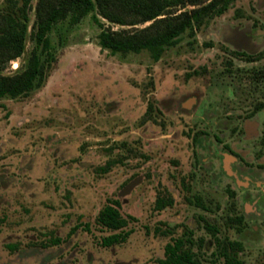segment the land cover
Returning a JSON list of instances; mask_svg holds the SVG:
<instances>
[{"label": "rangeland", "instance_id": "1", "mask_svg": "<svg viewBox=\"0 0 264 264\" xmlns=\"http://www.w3.org/2000/svg\"><path fill=\"white\" fill-rule=\"evenodd\" d=\"M37 2L25 53L1 75L27 65ZM109 29L130 28L59 23L43 86L0 101V264H159L177 240L198 264H226L229 242L264 264V0H237L159 62L103 49ZM115 200L129 223L117 232L98 222Z\"/></svg>", "mask_w": 264, "mask_h": 264}, {"label": "trees", "instance_id": "2", "mask_svg": "<svg viewBox=\"0 0 264 264\" xmlns=\"http://www.w3.org/2000/svg\"><path fill=\"white\" fill-rule=\"evenodd\" d=\"M6 1L7 7L0 10V72L25 53L29 13L33 10V0ZM236 1L38 0L32 33L36 46L22 72L11 76L0 74V101L28 97L43 86L48 68L44 56H49L51 49L49 34L61 22L69 20L71 24L78 25L93 14L98 24L101 18L112 24L129 27L121 31L103 30L99 35L100 46L114 55L147 52L154 62H159L167 50L181 42L185 34L195 37L197 31L228 12ZM188 7L193 9L188 10ZM178 8H181L180 13ZM146 24L149 25L145 28H137ZM118 205L115 201L102 209L98 216L101 226L112 231H123L128 227V220L122 216L116 207ZM172 205V200H158L157 209L163 210ZM130 235L131 231L115 235L106 239L104 245L124 242ZM183 247L182 240L167 244L165 258L159 264H198ZM241 249L242 245L236 242L224 244L222 256L226 264H242L236 257Z\"/></svg>", "mask_w": 264, "mask_h": 264}, {"label": "flooded vegetation", "instance_id": "3", "mask_svg": "<svg viewBox=\"0 0 264 264\" xmlns=\"http://www.w3.org/2000/svg\"><path fill=\"white\" fill-rule=\"evenodd\" d=\"M261 58H263V57H261V56H259V57H256L255 59L253 58V57H249L248 58V60H249V62H254L253 60H261ZM260 73V74H259ZM261 73H263V74H261ZM253 76H254V78H255V80L256 81H258V82H264V70H260V71H257V72H255L254 74H253ZM260 106H262V105H260ZM262 107H258V111L261 109ZM254 116V115H253ZM252 116V117H253ZM246 166L249 168V170L250 169H252L251 168V166L249 165V163L247 162L246 163ZM257 170L259 171V170H261V167H260V165H258V168H257ZM253 171V170H252ZM5 178H0V182H5ZM159 200H165V199H159ZM116 201V200H115ZM115 201H113V202H115ZM166 201V200H165ZM168 201V200H167ZM118 203H119V201H117ZM158 202V201H157ZM120 206V203H119V205L118 206H116L117 208ZM157 207V206H156ZM170 207V206H169ZM168 208V207H167ZM166 209V208H165ZM165 209H163V210H165ZM119 210V209H118ZM158 210V209H157ZM159 211H162V210H159ZM2 220H4V222H8L9 220H10V218L8 217V216H3V218H2ZM239 221H242V219L240 218L239 219ZM103 227V226H102ZM107 229V228H106ZM126 229V228H125ZM76 229H72L71 230V232H70V234H73L74 233V231H75ZM109 230V229H108ZM110 231H112V230H110ZM122 231V230H121ZM115 232H117V231H115ZM119 234H121V233H118V234H114V235H112V236H110V237H113V236H115V235H119ZM109 237V238H110ZM31 240H33V242H38V239H37V236L34 234V235H31V238H30ZM108 239V238H107ZM106 240V239H105ZM104 240V241H105ZM56 241H59V240H56ZM55 242V241H54ZM103 244H104V242H103ZM115 245V244H114ZM114 245H112V246H114ZM10 248H11V250L12 249H14L16 252H25V251H22V250H20V248H19V246L18 245H12V246H9ZM32 247H33V249L34 250H38V249H41L39 246H37V245H35V243H34V245H32ZM41 247H43V248H47V247H45V246H42L41 245ZM106 247H111V246H106ZM13 250V251H14Z\"/></svg>", "mask_w": 264, "mask_h": 264}]
</instances>
